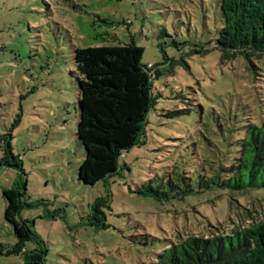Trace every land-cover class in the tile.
Here are the masks:
<instances>
[{
    "label": "rangeland",
    "instance_id": "rangeland-1",
    "mask_svg": "<svg viewBox=\"0 0 264 264\" xmlns=\"http://www.w3.org/2000/svg\"><path fill=\"white\" fill-rule=\"evenodd\" d=\"M220 0H0V138L10 135L25 175L20 218L44 244L42 264H141L154 247L210 237L264 214L263 190L192 192L158 203L136 193L173 171L199 175L236 155V141L264 121V58L221 60L215 40ZM134 41L153 71L142 143L125 152L122 170L87 186L77 171V48ZM161 47V50H159ZM200 50L202 53H196ZM4 153L0 150V160ZM19 172L0 166V243L16 244L5 221L3 191ZM153 184V183H152ZM111 192L105 229L90 222L91 205ZM255 207L253 217L248 212ZM146 243V244H145ZM36 245L26 243V250ZM0 264H25L1 256Z\"/></svg>",
    "mask_w": 264,
    "mask_h": 264
},
{
    "label": "trees",
    "instance_id": "trees-1",
    "mask_svg": "<svg viewBox=\"0 0 264 264\" xmlns=\"http://www.w3.org/2000/svg\"><path fill=\"white\" fill-rule=\"evenodd\" d=\"M222 27L215 40L221 60L236 57L254 63L264 58V0H220ZM161 50V47H159ZM196 53H202L195 50ZM143 49L134 41L115 46L77 48L74 51L78 89L79 121L77 139L84 150V159L77 171L78 181L95 186L122 170L125 152L142 143L141 135L152 98L153 66L142 64ZM11 136L0 138L4 157L1 167L16 169L19 174L11 189L3 191L5 221L13 228L16 244L6 249L0 243L1 256H22L25 264H42L44 244L27 221L20 218L25 206L26 181L21 160L12 152ZM236 155L227 166L199 175L196 188L185 172L173 171L166 178L155 177L136 193L154 202L181 200L192 192L217 188L233 194L263 190L264 194V121L250 125L236 141ZM153 183V184H152ZM111 192L95 200L90 209V222L96 229H105L110 210ZM264 198V196H263ZM251 210L247 217H253ZM256 213V211H254ZM242 227L217 232L210 237H188L182 241L146 250L147 263L141 264H264V214L253 217ZM36 245L26 250V243ZM146 244V243H145Z\"/></svg>",
    "mask_w": 264,
    "mask_h": 264
},
{
    "label": "built area",
    "instance_id": "built-area-1",
    "mask_svg": "<svg viewBox=\"0 0 264 264\" xmlns=\"http://www.w3.org/2000/svg\"><path fill=\"white\" fill-rule=\"evenodd\" d=\"M148 67L150 68V67H151V65H148Z\"/></svg>",
    "mask_w": 264,
    "mask_h": 264
}]
</instances>
